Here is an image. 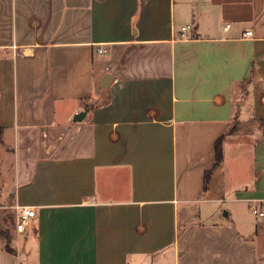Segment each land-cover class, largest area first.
Returning a JSON list of instances; mask_svg holds the SVG:
<instances>
[{
  "label": "crops",
  "instance_id": "1",
  "mask_svg": "<svg viewBox=\"0 0 264 264\" xmlns=\"http://www.w3.org/2000/svg\"><path fill=\"white\" fill-rule=\"evenodd\" d=\"M262 119L264 0H0V264H264Z\"/></svg>",
  "mask_w": 264,
  "mask_h": 264
},
{
  "label": "rangeland",
  "instance_id": "2",
  "mask_svg": "<svg viewBox=\"0 0 264 264\" xmlns=\"http://www.w3.org/2000/svg\"><path fill=\"white\" fill-rule=\"evenodd\" d=\"M6 146L7 145H3L0 142V213L8 216L6 225L13 227L12 225L16 219L17 209L14 207V202L11 195H9L11 193V157L7 154Z\"/></svg>",
  "mask_w": 264,
  "mask_h": 264
},
{
  "label": "built area",
  "instance_id": "3",
  "mask_svg": "<svg viewBox=\"0 0 264 264\" xmlns=\"http://www.w3.org/2000/svg\"><path fill=\"white\" fill-rule=\"evenodd\" d=\"M227 25L226 28H228ZM187 27H183V30H186ZM99 52L107 51L104 48H99ZM23 55H32L34 53L33 47H24L22 50ZM17 209V222H16V231L19 233H23L26 231L27 224L29 223L30 219L36 215L35 207L30 206H16ZM252 213L259 217L264 218V207L260 206L259 204H253L251 206Z\"/></svg>",
  "mask_w": 264,
  "mask_h": 264
},
{
  "label": "trees",
  "instance_id": "4",
  "mask_svg": "<svg viewBox=\"0 0 264 264\" xmlns=\"http://www.w3.org/2000/svg\"><path fill=\"white\" fill-rule=\"evenodd\" d=\"M260 122L264 127V119L260 120ZM217 157H218V161H220L222 158V153L220 149L218 150ZM5 221H6L5 214L0 213V242L3 243L7 251L14 253L15 252V249L13 247V243H14L13 241L15 238L14 226L13 227L6 226ZM14 224L15 222H13V225Z\"/></svg>",
  "mask_w": 264,
  "mask_h": 264
},
{
  "label": "water",
  "instance_id": "5",
  "mask_svg": "<svg viewBox=\"0 0 264 264\" xmlns=\"http://www.w3.org/2000/svg\"><path fill=\"white\" fill-rule=\"evenodd\" d=\"M111 81H112V75L110 73L105 74L104 78H103V83H102L103 87H108L110 85ZM85 114L86 113L84 111L77 113L75 115V120H77V121L82 120V118L84 117Z\"/></svg>",
  "mask_w": 264,
  "mask_h": 264
}]
</instances>
